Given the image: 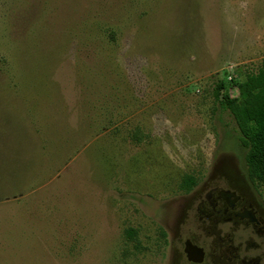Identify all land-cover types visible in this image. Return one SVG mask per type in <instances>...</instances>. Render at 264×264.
Segmentation results:
<instances>
[{
	"label": "rangeland",
	"instance_id": "obj_1",
	"mask_svg": "<svg viewBox=\"0 0 264 264\" xmlns=\"http://www.w3.org/2000/svg\"><path fill=\"white\" fill-rule=\"evenodd\" d=\"M262 60L264 0H0V264H238L197 197L243 186L213 92Z\"/></svg>",
	"mask_w": 264,
	"mask_h": 264
},
{
	"label": "flooded vegetation",
	"instance_id": "obj_2",
	"mask_svg": "<svg viewBox=\"0 0 264 264\" xmlns=\"http://www.w3.org/2000/svg\"><path fill=\"white\" fill-rule=\"evenodd\" d=\"M235 171L234 177L243 182L242 188L215 182L200 191L197 197L199 220L202 226L205 221L201 219L205 217L212 226L224 222L230 224V230L239 227V250L235 257L238 264H264V208L255 199L252 188L255 185L240 169ZM230 176H226V180Z\"/></svg>",
	"mask_w": 264,
	"mask_h": 264
},
{
	"label": "trees",
	"instance_id": "obj_3",
	"mask_svg": "<svg viewBox=\"0 0 264 264\" xmlns=\"http://www.w3.org/2000/svg\"><path fill=\"white\" fill-rule=\"evenodd\" d=\"M237 96L230 98L219 94L222 83L213 92L219 106L230 114L237 133L238 142L245 150L243 162L248 179L264 188V60L257 70L245 74L244 80L235 84ZM195 185L194 179L185 177L180 188L185 192ZM128 236L131 231L129 230Z\"/></svg>",
	"mask_w": 264,
	"mask_h": 264
},
{
	"label": "water",
	"instance_id": "obj_4",
	"mask_svg": "<svg viewBox=\"0 0 264 264\" xmlns=\"http://www.w3.org/2000/svg\"><path fill=\"white\" fill-rule=\"evenodd\" d=\"M183 253L187 262L200 264L203 261L202 249L191 244L188 240L183 242Z\"/></svg>",
	"mask_w": 264,
	"mask_h": 264
}]
</instances>
